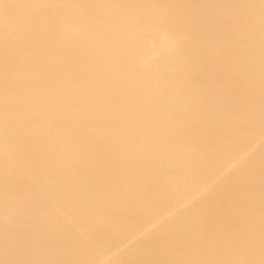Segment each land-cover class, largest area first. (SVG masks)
I'll use <instances>...</instances> for the list:
<instances>
[{"label": "bare ground", "instance_id": "obj_1", "mask_svg": "<svg viewBox=\"0 0 264 264\" xmlns=\"http://www.w3.org/2000/svg\"><path fill=\"white\" fill-rule=\"evenodd\" d=\"M259 3L0 0V264L261 260Z\"/></svg>", "mask_w": 264, "mask_h": 264}, {"label": "snow or ice", "instance_id": "obj_2", "mask_svg": "<svg viewBox=\"0 0 264 264\" xmlns=\"http://www.w3.org/2000/svg\"><path fill=\"white\" fill-rule=\"evenodd\" d=\"M244 7H251L254 5L244 4ZM260 23H261V33H262V74H264V0H260ZM262 229H261V260L259 262L255 260H245V261H234L227 262V264H264V210H262L261 217ZM4 264H50V262H39V261H5Z\"/></svg>", "mask_w": 264, "mask_h": 264}]
</instances>
